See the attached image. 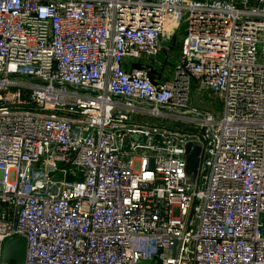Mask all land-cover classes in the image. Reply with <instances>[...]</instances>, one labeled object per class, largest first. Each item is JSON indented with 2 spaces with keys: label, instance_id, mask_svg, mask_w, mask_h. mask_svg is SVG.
<instances>
[{
  "label": "built area",
  "instance_id": "1",
  "mask_svg": "<svg viewBox=\"0 0 264 264\" xmlns=\"http://www.w3.org/2000/svg\"><path fill=\"white\" fill-rule=\"evenodd\" d=\"M261 213L264 0H0V238L23 264H264Z\"/></svg>",
  "mask_w": 264,
  "mask_h": 264
},
{
  "label": "water",
  "instance_id": "2",
  "mask_svg": "<svg viewBox=\"0 0 264 264\" xmlns=\"http://www.w3.org/2000/svg\"><path fill=\"white\" fill-rule=\"evenodd\" d=\"M184 148L185 180L191 183L198 165L200 143L195 141L186 142ZM25 245V237L20 232H11L0 238V264H8L11 259L13 264H23ZM154 259V264H159L157 256H154ZM138 264H149V259L141 260Z\"/></svg>",
  "mask_w": 264,
  "mask_h": 264
},
{
  "label": "rangeland",
  "instance_id": "3",
  "mask_svg": "<svg viewBox=\"0 0 264 264\" xmlns=\"http://www.w3.org/2000/svg\"><path fill=\"white\" fill-rule=\"evenodd\" d=\"M181 21H185L184 18L181 19ZM172 35H163L160 43L162 45L161 51L157 53L155 56V61L157 63H154V65L151 66L152 71H155L156 73L159 72H169L172 68L171 62H167V58L170 60H173L177 57L178 54V42H173L171 39L169 43L166 44V40L171 38L175 39L177 38V34H174V37ZM260 48V44H258ZM163 69V70H162ZM189 100L192 104L201 107V108H208L210 109L215 115L219 114L221 110V102L219 100V96L206 89L198 87L193 80L190 81V90H189ZM261 219L264 218V215L260 214Z\"/></svg>",
  "mask_w": 264,
  "mask_h": 264
},
{
  "label": "crops",
  "instance_id": "4",
  "mask_svg": "<svg viewBox=\"0 0 264 264\" xmlns=\"http://www.w3.org/2000/svg\"><path fill=\"white\" fill-rule=\"evenodd\" d=\"M172 37H174V35H173ZM177 38H178V37H177ZM177 38L175 39V37H174V38H171V37H170V38L167 39L165 42H166V44L169 43L170 39H171L173 42H178V41H177ZM173 60H174V59H173ZM173 60H172V61H173Z\"/></svg>",
  "mask_w": 264,
  "mask_h": 264
},
{
  "label": "trees",
  "instance_id": "5",
  "mask_svg": "<svg viewBox=\"0 0 264 264\" xmlns=\"http://www.w3.org/2000/svg\"><path fill=\"white\" fill-rule=\"evenodd\" d=\"M8 264H13V260L11 259V260L8 262Z\"/></svg>",
  "mask_w": 264,
  "mask_h": 264
}]
</instances>
